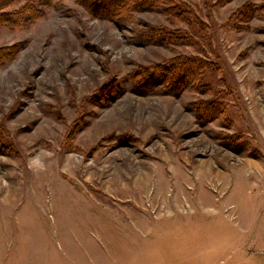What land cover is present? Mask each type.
Here are the masks:
<instances>
[{"label": "rangeland", "instance_id": "374dc122", "mask_svg": "<svg viewBox=\"0 0 264 264\" xmlns=\"http://www.w3.org/2000/svg\"><path fill=\"white\" fill-rule=\"evenodd\" d=\"M30 2L0 0V264H264V0L1 23Z\"/></svg>", "mask_w": 264, "mask_h": 264}, {"label": "trees", "instance_id": "16d2710c", "mask_svg": "<svg viewBox=\"0 0 264 264\" xmlns=\"http://www.w3.org/2000/svg\"><path fill=\"white\" fill-rule=\"evenodd\" d=\"M54 0H31L26 6L17 12L8 13V18H4L2 22L11 27H21L27 22L34 21L43 16V13L38 10L36 4L42 6H48ZM79 3L84 5L90 13L100 19L106 20H117L122 17L131 16L135 12H146L158 9V5H163L166 0H78ZM170 1V0H167ZM170 10V9H169ZM158 37L165 41L172 35L167 34L164 29L157 31ZM0 58L2 59V53H0ZM172 67L176 66L177 70L171 71L170 74L164 73L165 75L156 76L152 73L150 77H145L143 79V84L149 87V90H154L158 87L163 86L165 83H169L166 88L167 92H173V88L176 90H181L187 84H189L192 72H190L188 66L192 69L196 68L198 71H202L209 67L203 60L198 58H188L182 61V63H176V60L172 61ZM188 68V69H187ZM168 71V70H167ZM166 71V72H167ZM178 73V74H177ZM169 75L170 78L167 76ZM141 83V84H142ZM146 87V86H145Z\"/></svg>", "mask_w": 264, "mask_h": 264}]
</instances>
